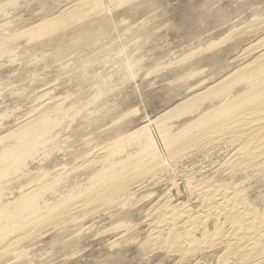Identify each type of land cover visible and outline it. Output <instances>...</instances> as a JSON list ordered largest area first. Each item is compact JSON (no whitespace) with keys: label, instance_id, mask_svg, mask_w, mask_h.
Wrapping results in <instances>:
<instances>
[{"label":"rangeland","instance_id":"rangeland-1","mask_svg":"<svg viewBox=\"0 0 264 264\" xmlns=\"http://www.w3.org/2000/svg\"><path fill=\"white\" fill-rule=\"evenodd\" d=\"M76 1L0 0V153L16 144L10 136L24 124L38 118L39 126L51 125L32 158H23L19 170L0 182V205L41 186L40 198L52 204L43 213L47 222L37 219L16 229L14 234L28 233L0 255V264H240L235 257L226 259L223 245L184 257L154 247L149 216L172 197V185L185 179L236 180L249 202L262 208V174L245 172L229 179L222 171L226 162L233 163L243 140L192 149L177 163L167 162L166 172L133 181L125 193L90 198L83 184L89 171L100 168L92 163L98 149L253 59L257 53L241 51L264 39L258 20L264 17V0L113 2L60 32L37 39L25 34ZM44 116L48 119L42 121ZM196 117L173 121V131ZM134 144L116 148L114 159L134 156ZM72 184L78 189L68 194ZM81 199L87 205L72 215H52Z\"/></svg>","mask_w":264,"mask_h":264},{"label":"bare ground","instance_id":"bare-ground-1","mask_svg":"<svg viewBox=\"0 0 264 264\" xmlns=\"http://www.w3.org/2000/svg\"><path fill=\"white\" fill-rule=\"evenodd\" d=\"M127 1L77 0L67 11L25 30V34L30 38H42L102 12L113 2L122 5ZM258 20L264 26V17ZM241 52L247 55L253 52L257 54L251 61L198 95L178 103L139 129L120 136L102 151L98 149L100 152L91 161L93 164L99 163L100 168L89 171L90 177L85 178L88 183L83 184L85 188L88 187L87 191L82 189L77 196L82 191H86L85 195L90 198L124 192L135 180L144 181L148 176L153 178L162 171L166 172L167 162L177 163L185 155L188 156L192 149L201 150L217 143H235L239 140H243L242 146L239 145L238 152L233 155V163L226 162L227 166L222 171L229 179L245 172H252L255 176L262 174L264 177V39ZM194 114H197L196 118L182 124L178 131H173V121ZM45 119H48L47 116L42 121ZM36 121L38 118L14 131L15 136H10L16 140V144L0 153V182L10 173H15L23 158H32L38 141L44 137L48 127H51H41ZM192 130L194 134L190 133ZM134 142L137 152H134V156L129 153L126 158L114 159L113 154L118 151L116 148L122 149L124 145ZM124 150L119 153L122 154ZM76 185L69 186L68 194L78 189ZM41 188L43 186L18 192L12 203L0 205V255L9 252L28 233L25 231L20 235L14 234L18 231L16 229L42 219L43 213L50 210L52 204H48L38 194ZM171 189L172 197L164 199L157 211L149 216L152 217L149 241L154 247L179 253L184 257L209 248L215 250L214 246L218 249L223 245L226 259L235 257L240 264H264V206L261 204L263 207L260 208L250 203L251 199L248 200L242 183H236V180L224 183L208 179L192 183L185 179L172 185ZM87 203L85 199L73 201L52 215L64 218ZM40 222L47 221L43 218Z\"/></svg>","mask_w":264,"mask_h":264}]
</instances>
